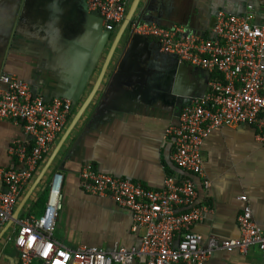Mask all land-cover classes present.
<instances>
[{
  "label": "crops",
  "instance_id": "0c3cea01",
  "mask_svg": "<svg viewBox=\"0 0 264 264\" xmlns=\"http://www.w3.org/2000/svg\"><path fill=\"white\" fill-rule=\"evenodd\" d=\"M150 4L147 22L180 25L202 37L212 36L218 11L242 15L252 6L253 22L264 23L263 0H151ZM10 11L9 2L0 8V76L15 75L45 100L65 97L64 91L83 74L95 43L94 19L86 0H29L16 17L18 31L8 39L3 24L10 18ZM148 39L154 45L152 65L136 81L114 84L116 70L109 65L92 91L104 55L90 73L78 101L71 102V112L51 150L33 179L22 188L14 210L58 145L46 173L18 218L0 219V264H17L18 252L9 237L17 229L19 219L43 212L49 183L56 173L63 176V183L55 239L72 250L82 245L111 250L114 244H139L143 229H132L130 211L107 196L87 193L81 187L80 170L90 163L100 173L155 190L162 188L166 177L179 176L182 172L171 160L173 143L166 131L178 122L183 101L206 92L212 76L199 67L179 70L178 59L162 53L154 39ZM83 105V112L72 126ZM17 142L28 148L32 144L23 124L0 119V170L22 167L9 150ZM201 153L209 186H203V178L189 175L197 185V204L206 207L203 219L193 224L192 230L202 235L203 241L209 236L238 237L237 216L244 206L240 195L246 196L252 219L264 223V147L255 128L242 124L212 130L203 140ZM0 190H4L1 180ZM40 194L46 195V201L33 207ZM203 264H264V253L255 247L245 255L218 250Z\"/></svg>",
  "mask_w": 264,
  "mask_h": 264
},
{
  "label": "built area",
  "instance_id": "2783aa9c",
  "mask_svg": "<svg viewBox=\"0 0 264 264\" xmlns=\"http://www.w3.org/2000/svg\"><path fill=\"white\" fill-rule=\"evenodd\" d=\"M264 1V0H263ZM130 0H86L89 11L97 12L106 30H114L123 20ZM252 6L242 15L218 11L211 37H202L183 26L141 22L135 33L150 37L162 53L179 62L215 74L203 97L193 98L181 108L178 122L167 128L173 143L171 160L182 172L168 176L160 189L98 172L90 163L80 170L81 187L90 194L107 196L129 210L132 229H143L138 245L114 244L111 250L82 245L69 249L54 238L62 208L63 176L54 174L48 187L43 212L18 220L9 237L18 252L17 264H203L214 251L247 254L251 247L264 253V223L252 219L246 196L237 216L239 236L218 239L192 230L201 221L206 207L196 202L197 185L189 175L203 178L201 146L207 135L222 127L251 125L264 147V23L253 22ZM71 101L57 96L45 100L32 93L29 85L13 74L0 76V119L19 121L31 136L28 148L14 143L9 150L21 168L0 170L4 190H0V219L11 218L22 188L35 176L71 112Z\"/></svg>",
  "mask_w": 264,
  "mask_h": 264
},
{
  "label": "water",
  "instance_id": "95a60500",
  "mask_svg": "<svg viewBox=\"0 0 264 264\" xmlns=\"http://www.w3.org/2000/svg\"><path fill=\"white\" fill-rule=\"evenodd\" d=\"M28 1L29 0L0 1V8L5 3H10V18L6 19L3 24L4 34L8 39L10 37H13L15 32L18 31V28L15 26V20L17 15L25 10ZM150 3L151 0H132L116 32L106 30L104 28L103 19L97 12L91 11L89 13V15L94 19L93 34L95 43L94 47H91V56L86 63L80 79L77 82H73V85L63 93L66 98L71 100L72 104H75L78 101L85 88L90 73L93 71L103 55L104 60L100 69L99 78L96 81L92 91L94 89H97L100 79L102 75H104L109 65H113L114 69L116 70L115 78L113 80L114 84L119 82L128 83L136 81L137 77H140L142 73H145L149 68H151V56L154 51V45L150 43L148 37L135 33L132 29L133 25L136 26L141 22H147L146 20L148 18V14L152 9ZM178 68L179 70L186 68H191L192 70L197 69V67L195 66H191L189 64L181 62L178 64ZM204 72L207 75H210V72L208 70L204 69ZM205 93L206 92L204 91L200 95L190 96L183 101L182 106L190 104L193 98L203 97ZM83 109L84 105L79 109V111L73 118V121L71 122L72 126L80 117ZM57 149L58 145L54 149L51 157L46 161V163L42 166V168L36 175L34 181L32 182L25 195L19 201L16 209L14 210V213H12V217L14 219L18 218L19 212L21 211L31 192L46 173L51 159L55 155Z\"/></svg>",
  "mask_w": 264,
  "mask_h": 264
},
{
  "label": "trees",
  "instance_id": "16d2710c",
  "mask_svg": "<svg viewBox=\"0 0 264 264\" xmlns=\"http://www.w3.org/2000/svg\"><path fill=\"white\" fill-rule=\"evenodd\" d=\"M215 77V74L212 75ZM46 201V195L45 194H40L37 200L33 203V207H36L38 205H42Z\"/></svg>",
  "mask_w": 264,
  "mask_h": 264
},
{
  "label": "flooded vegetation",
  "instance_id": "af4514ba",
  "mask_svg": "<svg viewBox=\"0 0 264 264\" xmlns=\"http://www.w3.org/2000/svg\"><path fill=\"white\" fill-rule=\"evenodd\" d=\"M113 31V30H112Z\"/></svg>",
  "mask_w": 264,
  "mask_h": 264
}]
</instances>
